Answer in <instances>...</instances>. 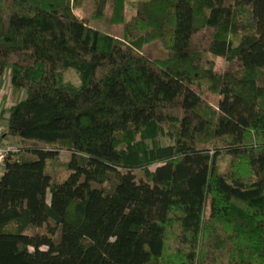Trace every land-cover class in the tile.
<instances>
[{
  "label": "trees",
  "instance_id": "trees-1",
  "mask_svg": "<svg viewBox=\"0 0 264 264\" xmlns=\"http://www.w3.org/2000/svg\"><path fill=\"white\" fill-rule=\"evenodd\" d=\"M111 2L0 0V264H264V0Z\"/></svg>",
  "mask_w": 264,
  "mask_h": 264
},
{
  "label": "rangeland",
  "instance_id": "rangeland-1",
  "mask_svg": "<svg viewBox=\"0 0 264 264\" xmlns=\"http://www.w3.org/2000/svg\"><path fill=\"white\" fill-rule=\"evenodd\" d=\"M94 1L95 0H83V3L76 8V10H75L76 13L81 17H87L90 20V24L93 27H96L100 30L107 32V33H110L111 35H114L118 38L124 37V24H113L110 21V17L112 14V6H113L111 0L108 4V7H107V16L102 20H95L92 18ZM134 13H135L134 8L129 6L127 14H126V21H128L132 17V15H134ZM143 52L146 55L150 56L151 58H159L164 54L163 47L158 43H151V44L145 45L143 48ZM210 59L211 58L209 57L207 59V61ZM228 66H229V64L224 59H222V58L216 59V69L218 71H224L225 69L228 68ZM9 74H10V71H9L8 75L6 72L4 77L2 76L0 78V82H2V80H6L7 76H9ZM63 79H64V81L70 82L75 86L81 85V78L78 75V73L76 72V70L73 68H68L65 70ZM258 82L261 85H264V65L262 66V69L259 70ZM18 100H19V97L15 96L11 101H6L5 102L6 108H7V106L10 107L15 102H18ZM1 111L7 112V110H1ZM1 116H3V115H1ZM0 122H2V124L6 126L5 119H2L0 117ZM1 139L5 140V142L7 141L9 144H13V145L18 146L22 149L23 148H32V146H26L24 143H21L20 141L14 139V138H5L2 135ZM161 142L166 144L169 141L165 138H161ZM41 147L46 148V149L58 150V152H57L58 153V159H57L58 161L53 160L52 162H50V167H49V172L51 174H53V176L55 178H57L58 176L63 174V171H64L63 166L69 160L70 152L66 149H59V148L51 146V145L41 144ZM91 164H97V162L91 161ZM104 167L106 170H108L111 173L117 172L116 168H113L110 166H104ZM3 172H4V168L0 167V177L2 176ZM137 176L140 177L141 175L138 174ZM105 186L107 189L111 187V185L109 183L106 184Z\"/></svg>",
  "mask_w": 264,
  "mask_h": 264
},
{
  "label": "crops",
  "instance_id": "crops-1",
  "mask_svg": "<svg viewBox=\"0 0 264 264\" xmlns=\"http://www.w3.org/2000/svg\"><path fill=\"white\" fill-rule=\"evenodd\" d=\"M9 71H10V74H9V76H7V79L2 80V82H0V114L2 115L3 113L6 112V111H1V110H7V112L4 114L5 117L8 116L9 109L13 105H15L19 101L25 99L27 96L26 91L24 89H16L13 87V85L11 83V70L9 69L6 72L8 75ZM15 96L19 97L18 102L13 103L10 107L7 106V108H6L5 102L11 101ZM1 115H0V117H1Z\"/></svg>",
  "mask_w": 264,
  "mask_h": 264
},
{
  "label": "built area",
  "instance_id": "built-area-1",
  "mask_svg": "<svg viewBox=\"0 0 264 264\" xmlns=\"http://www.w3.org/2000/svg\"><path fill=\"white\" fill-rule=\"evenodd\" d=\"M7 125H3L2 122H0V167H5V160L6 158L14 152H18L20 150V147L15 146L13 144H9L7 141L1 139V136L6 132Z\"/></svg>",
  "mask_w": 264,
  "mask_h": 264
}]
</instances>
